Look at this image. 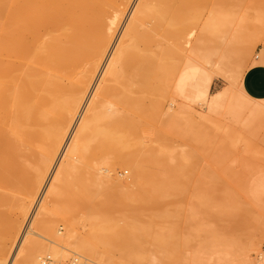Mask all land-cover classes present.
Here are the masks:
<instances>
[{
	"label": "bare ground",
	"instance_id": "1",
	"mask_svg": "<svg viewBox=\"0 0 264 264\" xmlns=\"http://www.w3.org/2000/svg\"><path fill=\"white\" fill-rule=\"evenodd\" d=\"M200 1L138 0L105 67L101 81L112 80L114 83L102 84L100 93L106 90L112 92L116 101L127 111L117 118L119 131L136 132L142 121L154 127L156 145L144 147L138 154L119 153L107 161L110 168L120 165L130 169V184L125 186L124 183L115 181L109 176L110 171L105 175L94 176L89 186L81 184L78 189V183L72 184L70 175L81 168L78 159L77 162L73 160L72 154L80 152L81 141L98 132L103 119L99 100L91 99L88 114L82 117L67 158L55 177V184L60 189L51 192L49 199L40 198L29 219V236L26 233L23 235L9 264L14 263L18 253L20 258L17 264H43L38 259L39 255L35 254L38 251H50L55 256L64 257L65 250L87 253L92 257V260H88L94 264H117L116 255L126 256L133 262L149 246L158 251L164 250L169 245L168 238L175 237L166 233L178 229L179 222L192 218L193 210H189L187 214L165 209L154 210L170 189L189 185V168L193 163L185 155L179 161L176 160L171 142L166 137L167 133L173 132L172 127L161 120L155 121L154 116L147 114L146 108L140 105L144 101L141 102L140 97L133 96L131 92L144 94L145 90L149 92L155 89L150 76H158V73L165 70H159L162 64L157 62L158 52L151 47L161 45L156 40L158 32L160 34L161 31L160 36L171 43L170 48L173 44L178 47L180 44L174 43L176 37L181 38L186 34L183 36L187 37V42L184 41L186 37L182 36V40L189 47L182 45L181 40L180 50L175 47L178 53L183 51V55L179 54L181 61L184 57L182 72L180 77L177 76L175 88L184 99L182 113L190 117L191 98L185 94V80H190L189 73L193 77L195 72L203 69L210 84L214 68L210 66L209 53L212 50L218 55L216 68L221 69L222 62L231 50L221 47L213 50L209 45L212 41H224L225 38L220 34L224 28L233 34L239 26L236 10L239 1L216 0L217 3L211 8L216 6L218 10H215L216 7L215 12L209 9L213 14L208 13V17L204 18L205 21L198 27V32H195L197 36L195 35L194 42L191 40V44L194 31L186 29L183 33L181 29L186 27L187 24L183 26L184 21L186 23L189 19L186 13H190ZM131 2L132 0H0V194L14 186L27 188V197L20 203L18 215L11 219L3 232L0 231L3 235L0 264L6 262L9 247L12 246L10 244L18 236L21 225L19 219H24L29 212L33 189L38 188L45 180L46 173L108 56L116 31L121 27L123 16ZM228 4L233 9L228 20L222 19L223 14L220 12L219 15L216 11ZM259 17L260 20L264 19L262 14ZM180 32L183 33L181 36ZM209 33H214L218 39H211ZM247 52L248 48L244 47L240 51V57L244 58ZM257 64H264V53ZM161 73L163 77L164 74ZM191 80L193 81L192 78ZM198 93L201 94V91ZM229 93L228 88L209 93L206 102L209 107H214L228 100ZM141 98H144L143 95ZM157 116L155 119L159 117ZM181 133L191 142L201 143L209 149L210 135L207 131H192L187 128ZM183 159L187 161L184 162ZM261 181L264 186V175ZM102 188L107 189V197L96 205L93 199ZM246 188L241 185V192L247 194ZM229 197L208 200L204 204L211 220L224 221L226 216H234L239 210H244L239 199L232 195ZM212 198L210 196L209 199ZM85 200L93 202L92 207L97 208L100 215L94 217L90 213L82 217L83 224L90 231L81 237L75 233L73 220L67 216L81 208ZM112 212H117L118 216H112ZM54 218L66 222V234L61 238L52 236L55 233L50 235ZM160 220L168 222L170 230L165 232L166 228L161 225ZM231 220L232 218L229 219ZM37 237L47 241L51 239L49 241L54 244L50 243L49 247L40 250ZM261 252L256 264H264V250ZM157 259L155 261L159 262V256Z\"/></svg>",
	"mask_w": 264,
	"mask_h": 264
},
{
	"label": "rangeland",
	"instance_id": "2",
	"mask_svg": "<svg viewBox=\"0 0 264 264\" xmlns=\"http://www.w3.org/2000/svg\"><path fill=\"white\" fill-rule=\"evenodd\" d=\"M238 1L239 5L237 9L235 8L239 22L237 31L231 34L227 28H224L220 32L221 36L225 38L224 41H212L209 45L213 50L217 47L231 50L227 58L222 62L221 69L216 68L218 55L211 50L209 53L211 54L209 55L210 66L214 68V71L212 72L213 80L210 84L207 82V75L203 74V69L195 72L192 75L193 77L189 73L190 80H185V94L191 98L190 117H186L182 113L181 105L184 99L179 94L178 89L175 88V83L178 82L176 80L177 76L180 77L179 75L183 68L181 66L184 57L181 61L182 57L180 58L181 55H179L183 51L181 50L178 53L175 49L176 44H173L170 48L169 46L171 45L169 44L171 43L166 42L160 36L161 31L160 34L158 32L157 39L154 37L158 42H161V45L158 47L152 45L151 47L158 52L157 56L159 57L158 59L156 58L157 56L155 58L162 66L164 64V67L161 66L159 70L163 71L165 69L164 71H167L165 72L166 74L164 71L160 73L167 78L164 75L162 77L158 70L156 71L158 76L156 74L150 76V82L155 89H151L149 92L145 90L143 91L144 94L137 91L131 92V94L135 97H140L141 102L142 100L144 101L140 105L144 109L146 108L147 114L154 116L153 119L155 121L160 122L161 120L165 125L172 127L173 132L167 133L166 137L171 142L176 154V160L179 161L182 158L181 156L185 155L190 157L193 163L192 167L189 168V185L170 189L169 193L154 207V210L165 209L169 212H179L181 214H187L189 210H193L194 215L190 220L179 222V228L175 231L166 233V235H174L175 237L172 239L168 238L169 245L164 250L158 251L153 246H149L145 253L143 252L140 255V258L134 259L136 262L134 260L133 262L129 261L126 256L116 255L117 264H256L260 260V253L264 250V186L261 184V178L264 175V98L258 99L249 96L245 92L241 80L246 70L251 65L257 64L264 53V19H259L261 14L264 17V0ZM137 2L138 0H132L128 6L122 19V25L116 31L108 56L98 71L94 83L86 95L85 101L75 117V121H73L72 126L68 130L63 145L57 152L50 170L46 173L45 180L42 182L43 186L40 185L38 188L33 189L29 212L24 219H19L21 222L20 232L18 231L14 244H10L12 246L9 247L10 252L4 264H9L11 256L17 252L16 250L23 235L26 233L29 236L27 234L30 230L29 219H31V215L34 213L40 198L49 199L51 192L60 189L55 184V177L67 158L69 147L73 142V136L79 127L82 117L88 114L87 108L92 103L90 102L91 99L92 101L99 100L103 110V119L99 125L98 132L92 133L88 138L81 141L80 152L72 154L73 160L75 159L77 162L78 159V164L81 166L78 172L70 175L73 180L72 184L78 183V189L81 184L89 186L92 184L94 176L105 175L108 171H110L108 172L109 176L115 181L122 182L125 186H128L132 181L130 169L120 165L110 168L107 164L108 159H112L123 152L138 154L142 151V148L156 145L154 142V127L145 121H142L136 132L121 133L117 128V118L123 116L127 111L121 103L116 101V97L112 92L106 90L107 92L100 93L102 84L109 85L114 83L112 80L101 81V79L107 62L111 57L110 55L117 46ZM214 3H217L216 0H201L190 10V13L189 11L188 14L186 13L189 19L187 18L188 16H184L188 20L186 23L184 21L183 26L187 25L182 27L181 31L183 33V30L186 31V29L187 31H194L190 39L191 44H193L192 41L194 42L197 34L195 32H198V27L205 21L204 18L208 13L212 15L213 11L218 10L216 6H214L216 9L214 7L211 8ZM232 7L229 4L224 5V8L219 9L216 13L220 15L221 12L223 14L222 17L224 16L222 19L226 18L228 20L227 17L230 15ZM219 15L216 14L215 16ZM180 33L177 34L179 35ZM208 35H210L211 39L217 37L214 33H209ZM182 36L181 38L176 37V42L174 43H178L181 46L182 43L179 41L183 42V37H186ZM184 41L187 42V37ZM185 42L182 45L185 44L186 46ZM141 46L143 47V45ZM187 46L189 47V45ZM178 47L176 48L180 50V47ZM244 47L248 48V52L244 58H241L240 51ZM148 51H145V53ZM212 67L211 70H213ZM224 88L230 90L228 100L226 99V101L220 103L221 105L209 107L206 102L207 96ZM197 90L198 92L201 91V94L196 92ZM202 93L206 94V96H203ZM142 95L143 99L141 98ZM157 104L158 107L156 106ZM214 108L216 109L214 110ZM171 110L172 112L175 111L176 114H174L175 112L171 114ZM156 116L158 117L157 119H155ZM153 119L152 122H154ZM187 128L192 131H207L210 135H208L210 137L209 149H206L207 146L204 147L205 145L201 143L191 142L188 137L182 135L181 131ZM183 161L186 162L187 160L183 159ZM241 185L247 187V194L241 192ZM26 189L14 186L3 190V193L0 194V231L5 229L11 219L18 215L19 205L27 197ZM62 189L65 190L64 188ZM107 194L106 188L100 189L99 195L93 199V202L100 204L106 199ZM230 195L243 203L244 210H239L234 216H226L224 221L214 222L211 220L207 216L204 204L208 200L229 199ZM210 196L213 198L209 199ZM85 201L81 208L74 210L67 216L73 220L75 233L81 237L90 231L89 227L84 225L82 217L90 213H93L94 217H99L100 215L99 210L92 207L93 202ZM112 216H118V213L112 212ZM231 218L232 220L229 221ZM159 222L166 228L164 229L165 232L168 229L170 230L168 222L165 220H160ZM52 225L50 235L55 233L52 236L61 238L66 234L65 221L54 218ZM2 240L3 235L0 233V243ZM36 240L39 243L38 247L40 250L47 246L49 247L50 243L51 245L54 244L49 241L51 239L47 241L37 237ZM35 254L39 255L38 259L40 261L49 254L53 264H94L88 260V258L92 260L89 254L73 250H65L64 257L55 256L50 251H46V253L38 251ZM157 255L159 256V262L155 261L158 260ZM151 257H154V259H151ZM19 258L20 253L17 254L16 260L12 264H17Z\"/></svg>",
	"mask_w": 264,
	"mask_h": 264
},
{
	"label": "crops",
	"instance_id": "3",
	"mask_svg": "<svg viewBox=\"0 0 264 264\" xmlns=\"http://www.w3.org/2000/svg\"><path fill=\"white\" fill-rule=\"evenodd\" d=\"M245 92L253 98H264V64L251 65L242 77Z\"/></svg>",
	"mask_w": 264,
	"mask_h": 264
},
{
	"label": "built area",
	"instance_id": "4",
	"mask_svg": "<svg viewBox=\"0 0 264 264\" xmlns=\"http://www.w3.org/2000/svg\"><path fill=\"white\" fill-rule=\"evenodd\" d=\"M41 261H42L43 264H53V261H52V259H51V257L49 255L44 257Z\"/></svg>",
	"mask_w": 264,
	"mask_h": 264
}]
</instances>
